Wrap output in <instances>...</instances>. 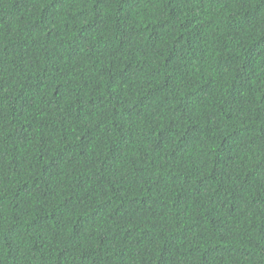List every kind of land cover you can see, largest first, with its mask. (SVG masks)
I'll list each match as a JSON object with an SVG mask.
<instances>
[{"label":"trees","instance_id":"trees-1","mask_svg":"<svg viewBox=\"0 0 264 264\" xmlns=\"http://www.w3.org/2000/svg\"><path fill=\"white\" fill-rule=\"evenodd\" d=\"M0 264H264V0H0Z\"/></svg>","mask_w":264,"mask_h":264}]
</instances>
